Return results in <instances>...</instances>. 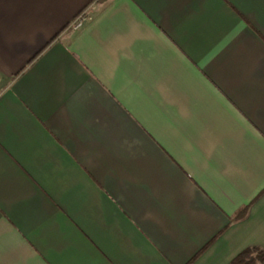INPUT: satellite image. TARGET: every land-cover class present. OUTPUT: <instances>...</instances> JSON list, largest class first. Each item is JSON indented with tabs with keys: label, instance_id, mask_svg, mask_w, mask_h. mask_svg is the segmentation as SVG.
Here are the masks:
<instances>
[{
	"label": "crops",
	"instance_id": "0c3cea01",
	"mask_svg": "<svg viewBox=\"0 0 264 264\" xmlns=\"http://www.w3.org/2000/svg\"><path fill=\"white\" fill-rule=\"evenodd\" d=\"M247 246L264 249V0H0V264Z\"/></svg>",
	"mask_w": 264,
	"mask_h": 264
},
{
	"label": "trees",
	"instance_id": "16d2710c",
	"mask_svg": "<svg viewBox=\"0 0 264 264\" xmlns=\"http://www.w3.org/2000/svg\"><path fill=\"white\" fill-rule=\"evenodd\" d=\"M247 209L241 207V212L235 217H240ZM264 262V249L259 246H247L239 251L227 264H260Z\"/></svg>",
	"mask_w": 264,
	"mask_h": 264
},
{
	"label": "built area",
	"instance_id": "2783aa9c",
	"mask_svg": "<svg viewBox=\"0 0 264 264\" xmlns=\"http://www.w3.org/2000/svg\"><path fill=\"white\" fill-rule=\"evenodd\" d=\"M80 22H81V20H80V19H78V20L76 21V24H75V26H78V25H80Z\"/></svg>",
	"mask_w": 264,
	"mask_h": 264
}]
</instances>
